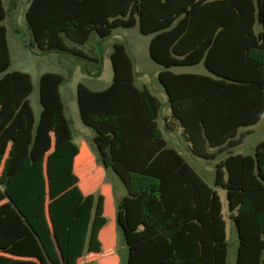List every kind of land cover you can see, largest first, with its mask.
<instances>
[{
  "label": "trees",
  "instance_id": "trees-1",
  "mask_svg": "<svg viewBox=\"0 0 264 264\" xmlns=\"http://www.w3.org/2000/svg\"><path fill=\"white\" fill-rule=\"evenodd\" d=\"M14 1L8 6L4 0L7 15L15 8ZM25 18L39 51L70 53L93 62L98 75L101 59L78 48L94 34L105 40L116 29L138 25L141 34L152 36L150 57L163 67L158 80L171 109L165 126L180 127L199 158L218 159L242 143L248 133L242 128L255 126L264 116V0H30ZM110 60L112 83L101 91L79 83L77 101L82 122L95 132L101 163L113 169L127 189L117 203L118 233L125 248L124 254L119 253L121 260L124 264H228L218 191L168 147L158 122L162 103L146 86L136 84L135 63L127 47L115 43ZM200 63L209 75L172 71ZM5 68L2 65L0 73ZM17 77L26 79L19 73ZM21 87L19 106L25 93ZM53 109L70 127L55 93L35 137L19 118L22 143L17 153L30 172L22 176L12 165L0 163V183L21 213L30 222L34 219L52 263L61 264L54 254L45 205L37 203L41 195L31 190L27 179L31 160L42 157L48 142L45 132L51 127L48 117ZM57 173H49L52 220L65 264H76L86 246L88 226L82 219L94 197L69 188ZM18 176L23 178L18 184L24 185L16 187ZM214 186L226 192L228 217L238 231L236 264H264V140L254 154H231L217 162ZM102 204L100 197V214ZM103 224L101 220L95 233ZM99 247L93 237L89 249Z\"/></svg>",
  "mask_w": 264,
  "mask_h": 264
},
{
  "label": "rangeland",
  "instance_id": "rangeland-1",
  "mask_svg": "<svg viewBox=\"0 0 264 264\" xmlns=\"http://www.w3.org/2000/svg\"><path fill=\"white\" fill-rule=\"evenodd\" d=\"M12 1L6 0V4L10 6ZM14 2L16 3L15 8L12 9L4 22L9 30L8 36L4 25L0 24V67L2 65L6 67L0 77V103L2 102L0 106V163L12 165L18 171L17 173H22V176H26L30 172L28 168L24 167V163L21 162L22 159L17 153L22 143L18 127L19 118L24 129L30 131L35 137L43 115L47 111L48 101L53 98L54 93L58 94L64 106L63 115L67 118L70 127L64 126V117L60 111L49 110L48 125L51 127L45 132L48 142L44 147L42 157L38 160H31V178L29 176L27 179L30 180L31 190L41 195L40 199L36 200L37 203L42 201L44 205L52 200V192L49 188L51 187L50 172H58L57 175L66 179L67 184L71 185L69 188L72 186L80 188V185L83 184L84 193L104 194L107 204L106 216L111 223L110 229L103 233L104 251L107 252L110 250L111 244L106 241V236L110 231L116 229L115 200L127 191L117 173L111 168H105L101 163L93 142L95 132L86 126L80 117L77 87L79 83H84L94 91L107 88L113 81V67L108 54L113 50L115 43L124 44L135 63L136 84L141 88L146 84L150 92L162 103L159 124L164 137L171 145L179 136H170L164 125L163 119L170 114V105L168 96L158 80V72L163 67L150 57L151 36L141 34L138 25L132 29H116L105 40H101L98 35L94 34L87 44L78 46L84 53L101 59L100 75H98L97 64L77 58L70 53H42L32 42L25 18L30 0H15ZM69 45L72 46L70 42ZM173 70L175 72L208 74L203 63L195 67H181ZM16 72L24 75L27 80L24 77H17L18 73ZM11 73L14 74L10 78ZM46 75L49 76L45 77ZM26 82L27 84L24 86L23 84ZM21 85L23 86L21 90L25 93L19 106L18 89ZM10 88L14 89V92ZM12 104L15 105L12 106ZM262 140H264V116L258 124L249 130L244 138V145L235 150L241 154H253L255 145ZM228 153H223L217 161H202L187 155L183 157L211 187L215 188L213 184L215 164L227 157ZM22 176L15 178L16 187L24 185L18 184L21 182L20 179H23ZM22 181L25 183L24 180ZM4 188L0 183V202L3 201L8 206L18 208L17 204L13 202L12 196L5 192ZM218 190L228 211L226 192L223 189ZM232 227V222L228 221V264H235L236 256ZM116 246L118 253H125L118 229ZM98 259L94 258L98 263L113 264L114 262L111 256L103 262ZM120 264H124L121 257Z\"/></svg>",
  "mask_w": 264,
  "mask_h": 264
},
{
  "label": "crops",
  "instance_id": "crops-1",
  "mask_svg": "<svg viewBox=\"0 0 264 264\" xmlns=\"http://www.w3.org/2000/svg\"><path fill=\"white\" fill-rule=\"evenodd\" d=\"M7 17H8V15H7L5 6H4V0H0V24L4 25V27L6 29L7 36H8L9 30H8V27L4 23L5 20L7 19ZM257 24H258V26H256V31L258 32V31H260V24L259 23H257ZM151 38H152V36H151ZM151 38H150V41H151ZM149 46H150V42H149ZM8 47H9V51H10L9 42H8ZM112 51L108 54L109 57H110ZM10 54H11V52H10ZM149 54H150V52H149ZM200 64H198V65H200ZM198 65H195V66H198ZM195 66H187V67H195ZM177 68H181V67H177ZM173 69H172V71H174ZM159 72H158V74H159ZM175 73L203 74V73L186 72V71L175 72ZM203 75H209V72H208V74H203ZM0 77H2L1 73H0ZM145 86H146V84L143 85V87H145ZM170 114H171V109H170ZM170 114L166 115L165 118H169ZM165 118L163 119L164 125H165ZM252 127H254V126H252ZM252 127L242 128L240 131L243 133L249 132V130ZM165 128H166V126H165ZM167 130L170 133V136H172V137H176L175 135L179 136V138H177V137L175 138L176 140H174V143L171 145H169L168 141L164 137L165 140L167 141L168 147L173 148L176 151H179L182 154V156H184V155H187L189 157L194 156L197 159H200L202 161H213V160H206V159L199 158L191 152V150L189 148V144L186 142V140L182 134V129L180 127H175L174 129H167ZM94 136L95 135H93V138H94ZM245 138H246V136H245ZM243 145H244V139L242 140V143H240L239 145L226 150L225 152H229L227 154V156L234 154V153L241 154V153H238V151H236L235 149L242 147ZM256 145L252 151L253 154H254ZM242 155H247V154H242ZM218 159H216L214 161H217ZM201 172H202V170H201ZM215 175H216V164H215ZM214 179H215V176H214ZM214 179H213V184H214ZM84 188H85L84 185L81 184L80 188H78V189L80 190L81 194L84 197L93 196L94 197V203H92L91 206H89V208L87 210V215L85 217H83V219H82L83 221H85L84 218H86V224L88 226L86 237L84 240V242H86V246H85L84 250L81 252V255L78 257L76 264H91V263L92 264H103V263H98L97 261L94 260V258L95 257L99 258L98 260H101L103 262L106 258H108L110 256L114 260L113 264H120V256H119V253L117 252V246H116L117 245V229H118L117 203L120 202L125 195H127V192L115 200V202H116V229H113L112 231H110L106 236V241L109 242L111 245H110V250L105 252L104 251L103 233L108 231L110 229V226H111V223H109V219L106 216V213H107L106 197L104 194L96 195L95 193H84V191H85ZM215 189L219 193L218 189H221V188L215 187ZM126 191H127V189H126ZM219 195H220L221 201L223 203V213H224V217H225V221H226V232H227L228 221L232 222V224H233L232 237H233V240L236 244V256H235V264H236L237 251H238V246H239V235H238V231H237L235 224L228 217L227 208L224 205V202L222 200V196L220 193H219ZM100 197L103 198L102 214H100V207H101L100 206ZM44 210H45V220L47 221V223L49 224L50 229H51V234H52L51 239L54 243L55 257L60 260L61 264H65L64 255H63V252L60 248L59 241H58V238H57L56 233H55V226H54V222L52 220L53 217L51 215V213H52L51 204L48 203L47 205H45ZM101 220L104 221V224L102 225L101 229H98L95 233L94 228L99 227ZM93 237H96V241L100 244L99 249H96V250L89 249V245H90L91 240H93ZM227 240H228V234H227ZM81 242H83V240H81ZM228 245H229V241H228ZM228 248H229V246H228ZM227 263H228V259H227ZM0 264H53L51 261V255L49 253V250H47V247L45 246L42 238L40 237V235L38 234V232L35 228L34 219L31 217V222H30L21 213V211L18 208H15L13 206H8L3 201L0 202Z\"/></svg>",
  "mask_w": 264,
  "mask_h": 264
}]
</instances>
